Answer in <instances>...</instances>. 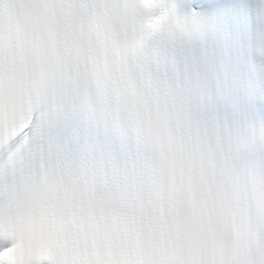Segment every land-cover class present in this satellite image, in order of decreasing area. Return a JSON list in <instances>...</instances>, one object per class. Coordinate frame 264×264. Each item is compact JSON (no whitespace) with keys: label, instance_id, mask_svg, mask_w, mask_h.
Returning <instances> with one entry per match:
<instances>
[{"label":"snow or ice","instance_id":"obj_1","mask_svg":"<svg viewBox=\"0 0 264 264\" xmlns=\"http://www.w3.org/2000/svg\"><path fill=\"white\" fill-rule=\"evenodd\" d=\"M133 8L0 0V264H264L227 149L134 73Z\"/></svg>","mask_w":264,"mask_h":264}]
</instances>
